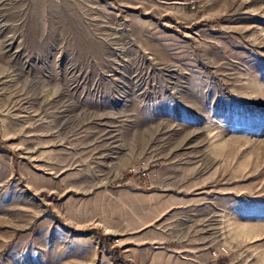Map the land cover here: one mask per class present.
I'll list each match as a JSON object with an SVG mask.
<instances>
[{
  "label": "rangeland",
  "instance_id": "rangeland-1",
  "mask_svg": "<svg viewBox=\"0 0 264 264\" xmlns=\"http://www.w3.org/2000/svg\"><path fill=\"white\" fill-rule=\"evenodd\" d=\"M264 264V0H0V264Z\"/></svg>",
  "mask_w": 264,
  "mask_h": 264
},
{
  "label": "crops",
  "instance_id": "crops-1",
  "mask_svg": "<svg viewBox=\"0 0 264 264\" xmlns=\"http://www.w3.org/2000/svg\"><path fill=\"white\" fill-rule=\"evenodd\" d=\"M205 248L200 246V248H194L191 246L185 247L190 257H180L173 258L167 255L165 252H159L153 257V264H209L208 263V253L204 252ZM212 261V259H211ZM213 263V261H212Z\"/></svg>",
  "mask_w": 264,
  "mask_h": 264
},
{
  "label": "built area",
  "instance_id": "built-area-1",
  "mask_svg": "<svg viewBox=\"0 0 264 264\" xmlns=\"http://www.w3.org/2000/svg\"><path fill=\"white\" fill-rule=\"evenodd\" d=\"M230 250L229 246L225 244L213 248L210 252L213 261L212 264H236L235 262L226 259L230 254Z\"/></svg>",
  "mask_w": 264,
  "mask_h": 264
}]
</instances>
